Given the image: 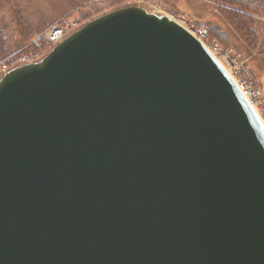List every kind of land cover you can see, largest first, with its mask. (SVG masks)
Listing matches in <instances>:
<instances>
[{"label":"water","instance_id":"obj_1","mask_svg":"<svg viewBox=\"0 0 264 264\" xmlns=\"http://www.w3.org/2000/svg\"><path fill=\"white\" fill-rule=\"evenodd\" d=\"M0 264H264V126L180 23L122 7L2 75Z\"/></svg>","mask_w":264,"mask_h":264},{"label":"rangeland","instance_id":"obj_2","mask_svg":"<svg viewBox=\"0 0 264 264\" xmlns=\"http://www.w3.org/2000/svg\"><path fill=\"white\" fill-rule=\"evenodd\" d=\"M139 5L185 28L206 29V41L239 81L252 90L264 117V0H0V71L27 55L36 62L54 48L51 28L64 20L79 28L113 10Z\"/></svg>","mask_w":264,"mask_h":264},{"label":"built area","instance_id":"obj_3","mask_svg":"<svg viewBox=\"0 0 264 264\" xmlns=\"http://www.w3.org/2000/svg\"><path fill=\"white\" fill-rule=\"evenodd\" d=\"M77 24V22H74L73 25H70L66 20L60 22V23H57L55 24L51 30L49 31V40L54 44V46L56 44H58L59 42H61L64 38H66V36H68L70 33H72L73 31L77 30V28H72L70 31H68L71 27H75ZM80 28V27H79ZM193 36H195L217 59L218 61H220L223 65V61L220 59V57L217 55V48H214L212 46V44H208L207 41H206V37H207V34L205 33L206 32V29H204V31H200V32H197L195 29H191V28H186ZM29 57H27V55L23 56L20 61L23 63L19 64V65H22V64H27V63H31L30 61L28 62L27 59ZM17 65V66H19ZM8 64H5L4 66H0V71H2L4 69V67H7ZM225 66V65H224ZM16 67V66H14ZM12 67V68H14ZM226 67V66H225ZM227 68V67H226ZM11 69V68H10ZM9 70V69H8ZM8 70L4 71V72H7ZM229 70V68L227 69ZM230 71V70H229ZM231 73V72H230ZM232 74V73H231ZM232 77L234 78V75L232 74ZM237 78V77H236ZM238 79V78H237ZM234 80L236 81L237 83V86L239 87V89L241 90V92L243 93V95L246 97V99L249 101V102H253V94H252V90L248 87L247 84H245V82L243 81H239L236 80L234 78ZM250 103V104H251ZM252 103V104H253ZM251 104V105H252ZM255 104V103H254ZM254 108V107H253ZM256 111V110H255ZM257 113V111H256ZM259 119L261 120V122L264 124L262 118L259 116V114L257 113ZM262 115V114H261ZM263 117V116H262ZM264 118V117H263Z\"/></svg>","mask_w":264,"mask_h":264},{"label":"bare ground","instance_id":"obj_4","mask_svg":"<svg viewBox=\"0 0 264 264\" xmlns=\"http://www.w3.org/2000/svg\"><path fill=\"white\" fill-rule=\"evenodd\" d=\"M227 69H228V68H227ZM229 70H230V69H229ZM229 70H228V71H229ZM229 72H231V70H230ZM231 73H232V72H231ZM231 73H230V74H231ZM231 75H232V74H231ZM233 75H234V74H233ZM234 78H235L236 80H238V79L236 78L235 75H234ZM250 103H251V102H250ZM252 103H253V102H252ZM252 103H251V104H252ZM252 106L254 107V109L257 111V113L259 114V116L262 118V120H263V122H264V118L262 117L261 112H260V110L258 109L257 105L253 103Z\"/></svg>","mask_w":264,"mask_h":264},{"label":"trees","instance_id":"obj_5","mask_svg":"<svg viewBox=\"0 0 264 264\" xmlns=\"http://www.w3.org/2000/svg\"><path fill=\"white\" fill-rule=\"evenodd\" d=\"M242 0H240V2H241Z\"/></svg>","mask_w":264,"mask_h":264}]
</instances>
